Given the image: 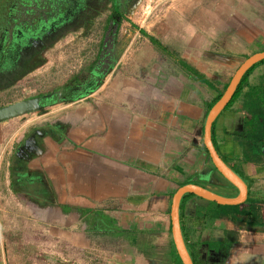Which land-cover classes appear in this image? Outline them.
Here are the masks:
<instances>
[{
	"label": "crops",
	"instance_id": "0c3cea01",
	"mask_svg": "<svg viewBox=\"0 0 264 264\" xmlns=\"http://www.w3.org/2000/svg\"><path fill=\"white\" fill-rule=\"evenodd\" d=\"M223 2L227 3L225 14L227 9L235 14L231 13L229 20L217 14L213 23L217 26L206 32L207 38L196 33L193 43L187 32L185 40L188 26L179 33H175L178 27L173 32L168 30L172 38L180 35L175 40L179 48L175 42L170 47L165 31L143 26L128 29L126 36H132L131 44L140 45L139 52H133L139 56L133 61L137 62L133 77L124 73L117 85L108 83V91L101 93V98L92 94L70 104L68 110L43 123V127L51 123L53 135H38L29 142L30 160L22 166L29 172L31 183L25 210L42 214L41 224L69 226L68 234L59 238L74 247L73 251L84 249L85 259L97 258V264H174L170 253L171 246L175 251L171 238L175 193L194 185L225 198L238 196L237 189L214 168L204 147V116L207 105L232 78L224 82L229 75L225 69L233 70L238 65L237 70L245 60L233 62L232 58L264 50V5L261 0ZM222 18L229 25L221 29ZM223 35L224 41L218 39ZM228 43L237 50L235 56H226L233 61L222 62L223 55L217 52L209 56L210 62L198 61L210 54L198 51L221 50V45ZM191 49L198 53L196 59L190 56ZM181 50L187 52L185 57ZM178 60L185 61L182 63H186L187 73L181 71V62H174ZM213 63L226 65L225 71L220 74L211 70L208 65ZM205 81L213 87L208 88ZM231 107L223 109L213 121L211 142L225 165L245 183V201H264V171L257 173L243 163L231 136L242 130L241 102ZM37 187L42 192H31ZM245 201L234 206L246 209ZM210 203L189 193L179 201L181 235L192 264V257L214 264L212 255L225 251L227 256L220 259L224 264H252L250 259L256 256H262L263 261L264 246L250 247L245 241L264 235L246 230L247 224H264V208L254 222L247 213L236 219L198 218L197 208L206 209ZM192 224L193 234L188 231ZM224 231H233L235 239L216 253L208 251L206 244L222 241ZM102 242L109 250L99 249Z\"/></svg>",
	"mask_w": 264,
	"mask_h": 264
},
{
	"label": "rangeland",
	"instance_id": "374dc122",
	"mask_svg": "<svg viewBox=\"0 0 264 264\" xmlns=\"http://www.w3.org/2000/svg\"><path fill=\"white\" fill-rule=\"evenodd\" d=\"M223 1L127 0L121 10L124 19L120 21V25L116 26L112 21L109 24L107 23L112 11L111 1L91 0V16L80 15L77 9L76 12L71 13L68 19H62L64 22L61 28H52L48 32L46 38L49 40L46 48L40 54L41 62L31 65L20 78H17L6 89H0V109L20 101L35 98L40 99L41 103V109L38 111L0 122V264H97V258H92V260L84 258V249L78 248L73 251L74 247H70L60 240L59 237L68 234L70 231L69 226H64V224H41L40 217L42 214L34 212L29 214V211L25 210L27 208V198L25 199L22 194L15 192L9 184V168L11 164L14 165V163H11L13 153L16 154L21 150L22 146L17 148V145L21 144L23 136L26 137L28 134L29 137L23 144L25 147H31L29 142L36 139L33 132L35 130L47 131L52 128L51 123L45 127H43V123L54 119L60 112L68 110L70 104L79 99L83 100L92 94L98 95V97L101 96V93L108 91V83L113 82L117 85V80H120L124 73L133 77V72H136L134 67L137 65V62L133 61L139 60V56L134 55L133 52L140 49V45L131 44L132 36L129 38L130 40L126 36L128 29L132 30V28L143 26L159 32L165 31L169 39L167 42L170 43L171 47L174 42L178 46L175 40H178V36H180L174 35L173 38L171 37L170 33L173 32V28L178 27L175 33H179L182 27L188 26L190 31H184L183 38L186 40L187 32H189L188 38L193 39L194 43L197 39L196 33L201 32L207 38L209 33L206 32H211V29L217 26V24H213L217 14H223L227 17V20H229L228 16L231 17V13L235 14L232 9H227L225 14L224 7L227 3ZM254 1L257 2V0ZM261 2L260 4L264 5V0H261ZM220 21L223 26H221V29L229 25L224 18ZM106 23L107 28H105ZM115 28H117V31L113 32ZM203 29L205 31H202ZM217 37L223 41L226 39L224 35L221 36L222 38ZM112 42L114 43L111 51L113 62H108L109 64L107 62H96L98 56L103 53L102 48L108 47V44ZM217 46L220 47V45ZM221 46V50L198 51L199 54H202V52L211 54L198 58V61L210 62L208 59H212L211 57L215 56V52L224 56H222V62H231L232 59H234L233 62H239L242 59L241 57L232 59L226 57L227 55L231 57L236 55L235 51L237 50L233 49L235 46L230 48L229 43ZM179 52L184 57L187 55L184 50ZM198 53L194 50L192 52L191 49L189 54L194 58ZM245 53L249 54L251 52ZM209 56L211 57L209 58ZM121 58L123 62H119ZM189 61L193 62L191 59ZM174 62H181L178 64L181 71L187 73L186 63H182L185 61L178 60ZM208 67L220 74L225 70L228 71L229 75H226L224 82L229 81L236 70V67L233 70L229 68L224 70L226 65L222 64L219 67L214 63L208 65ZM263 70L264 66H258L252 72L248 77L249 87L260 83ZM191 71L193 70L191 69ZM201 75L197 76L200 78ZM200 79L206 80L203 76ZM84 82L87 83L83 84ZM79 84H83V91L77 94L73 90H76ZM205 84L208 88L213 87L212 84L206 81ZM87 100H90V98ZM95 104L97 106L99 102L97 101ZM221 118L217 119L218 123ZM261 189L259 190L260 193ZM247 214L251 216L247 217L254 222L258 212L253 215L251 213ZM262 226L264 224H247L246 230ZM250 238L256 241L249 242ZM250 238L245 241L250 247L252 245L255 248V245L258 244L264 246V235ZM106 245V243L100 244L99 249L104 248L107 251L108 247ZM216 254L212 255L214 264H224L220 259H224L228 253L225 251V253L221 252L218 256ZM260 257L262 256L249 259L253 262L252 264L255 262H257L255 264H264V256L263 261L260 260ZM241 264L247 263L242 261Z\"/></svg>",
	"mask_w": 264,
	"mask_h": 264
},
{
	"label": "flooded vegetation",
	"instance_id": "af4514ba",
	"mask_svg": "<svg viewBox=\"0 0 264 264\" xmlns=\"http://www.w3.org/2000/svg\"><path fill=\"white\" fill-rule=\"evenodd\" d=\"M126 1L117 0L119 8H123ZM91 4V0H0V89H6L17 78H20L31 65L41 62L40 54L46 48L49 40L46 37L52 28H61L64 22L62 19H68L71 13L76 12L77 9L80 15L91 16ZM115 20L117 22L119 18L116 17ZM112 23L115 24L113 20ZM107 31L109 30L107 29ZM113 46V42L108 44L96 62H113L111 55ZM30 49L33 52L29 51ZM82 85L79 84L73 92L81 93ZM45 134L53 135L52 129L33 132L35 138ZM24 137L21 144L17 145V148L22 146L21 150L16 154L13 153L15 158L12 156L11 163L14 165L10 163L9 184L15 192L27 198L31 183L28 179L29 172L23 170L22 166L30 160L31 154L29 148L27 149L23 144L29 134ZM39 191L42 192L38 190V187L31 190L34 193H39Z\"/></svg>",
	"mask_w": 264,
	"mask_h": 264
},
{
	"label": "trees",
	"instance_id": "16d2710c",
	"mask_svg": "<svg viewBox=\"0 0 264 264\" xmlns=\"http://www.w3.org/2000/svg\"><path fill=\"white\" fill-rule=\"evenodd\" d=\"M112 3V11L110 18H108L107 23L109 24L112 20L114 23L119 25V21L123 18L122 8H119L117 0H110ZM114 15V16H113ZM113 16V17H112ZM119 18L116 22L115 18ZM107 23L105 28H107ZM117 31V28L113 32ZM161 47V46H160ZM104 51V49H102ZM101 50V51H102ZM249 55H244L243 59H246ZM264 66V60L258 62L252 66L241 78L239 85L236 88L234 95L232 96L230 102L225 106L224 111L230 108L237 101L241 102V111L243 112L242 118V130L239 132H232L231 136L235 146H237L241 153V160L244 164L249 167H253L257 170V173H263L264 171V70L261 75L260 83L249 87L248 77L252 72L258 67ZM228 83L223 86V88L216 93V96L211 100V102L206 107V113L204 119L206 118L211 107L219 100V98L224 93ZM212 88V86H211ZM211 127V132L213 129ZM212 141V134H211ZM246 209H239V206H223L218 205L215 202H211L206 209L197 208V217L204 218L205 221H215L223 217L240 218L244 213L256 214L264 208V201L257 199H247L245 201ZM247 210V211H246ZM246 211V212H245ZM189 233L195 232L194 224L188 227ZM235 239V233L233 231H224V237L222 241H211L206 244V249L213 253H216L218 248L227 246ZM170 257L174 260V264H181L179 258L175 254L173 247L171 246ZM192 256V254H191ZM210 257V255H209ZM208 257V258H209ZM195 264H212L209 260H203L201 257H192ZM210 259V258H209ZM196 260V262H195Z\"/></svg>",
	"mask_w": 264,
	"mask_h": 264
},
{
	"label": "water",
	"instance_id": "95a60500",
	"mask_svg": "<svg viewBox=\"0 0 264 264\" xmlns=\"http://www.w3.org/2000/svg\"><path fill=\"white\" fill-rule=\"evenodd\" d=\"M264 60V50L255 53L248 58H246L237 70L234 72L229 84L227 85L224 93L219 98V100L211 107L209 110L205 123H204V136L203 142L204 147L209 155L212 165L217 170V172L234 188L238 191V196L236 198H225L213 194L212 192L194 185H187L179 189L173 199L171 207V238L175 252L182 264H192L189 254L186 250L184 241L182 239L180 224L178 219V207L179 201L183 195L189 193L197 196L206 201L215 202L218 205L223 206H234L241 204L246 199L247 187L245 183L239 178L225 163L221 160L217 154L212 142H211V125L219 113L225 108V106L230 102L232 96L234 95L237 86L243 75L255 64ZM40 99H30L25 101H20L9 106L0 109V122L18 117L29 112L38 111L41 109ZM264 153V150H263ZM252 231L264 232L263 227H253Z\"/></svg>",
	"mask_w": 264,
	"mask_h": 264
},
{
	"label": "bare ground",
	"instance_id": "6f19581e",
	"mask_svg": "<svg viewBox=\"0 0 264 264\" xmlns=\"http://www.w3.org/2000/svg\"><path fill=\"white\" fill-rule=\"evenodd\" d=\"M138 5V4H137ZM130 13V12H129ZM131 15H132V13H131ZM134 16V15H133ZM130 17V16H129Z\"/></svg>",
	"mask_w": 264,
	"mask_h": 264
}]
</instances>
